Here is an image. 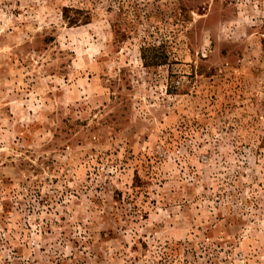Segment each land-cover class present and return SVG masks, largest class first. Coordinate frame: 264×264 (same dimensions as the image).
I'll return each instance as SVG.
<instances>
[{"label": "rangeland", "instance_id": "374dc122", "mask_svg": "<svg viewBox=\"0 0 264 264\" xmlns=\"http://www.w3.org/2000/svg\"><path fill=\"white\" fill-rule=\"evenodd\" d=\"M0 264H264V0H0Z\"/></svg>", "mask_w": 264, "mask_h": 264}, {"label": "trees", "instance_id": "16d2710c", "mask_svg": "<svg viewBox=\"0 0 264 264\" xmlns=\"http://www.w3.org/2000/svg\"><path fill=\"white\" fill-rule=\"evenodd\" d=\"M135 183L138 185L137 187L142 186V181L137 174L135 177Z\"/></svg>", "mask_w": 264, "mask_h": 264}]
</instances>
